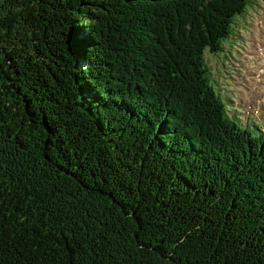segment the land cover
<instances>
[{
    "label": "trees",
    "instance_id": "16d2710c",
    "mask_svg": "<svg viewBox=\"0 0 264 264\" xmlns=\"http://www.w3.org/2000/svg\"><path fill=\"white\" fill-rule=\"evenodd\" d=\"M248 2L0 0V264H264V124L205 56Z\"/></svg>",
    "mask_w": 264,
    "mask_h": 264
},
{
    "label": "rangeland",
    "instance_id": "374dc122",
    "mask_svg": "<svg viewBox=\"0 0 264 264\" xmlns=\"http://www.w3.org/2000/svg\"><path fill=\"white\" fill-rule=\"evenodd\" d=\"M205 56L212 65L211 84L230 108V115L244 116L249 112L259 117L247 118L249 125H255L254 118L263 126L264 85L259 81H264V0H249L245 11L235 18L225 47L215 55L205 50ZM256 89L263 91L261 96L246 102L244 93L248 90L254 93Z\"/></svg>",
    "mask_w": 264,
    "mask_h": 264
},
{
    "label": "bare ground",
    "instance_id": "6f19581e",
    "mask_svg": "<svg viewBox=\"0 0 264 264\" xmlns=\"http://www.w3.org/2000/svg\"><path fill=\"white\" fill-rule=\"evenodd\" d=\"M262 56V55H261ZM263 73V72H262ZM262 73H260V75L262 76ZM259 84H262V85H264V81L262 80V79H260V81H259ZM253 85L254 84H252V87H253ZM263 87V86H262ZM248 88L249 89H251L250 88V86H248ZM256 92H254V93H252V91H250V90H248V91H246L245 93H244V100L247 102H249V101H251V99H254L255 97H259L258 95H260L261 96V94L263 93V91H261L260 89H256L255 90ZM253 101V100H252Z\"/></svg>",
    "mask_w": 264,
    "mask_h": 264
}]
</instances>
